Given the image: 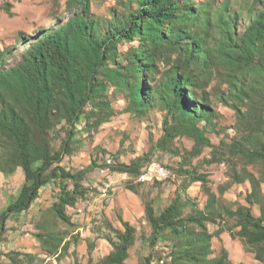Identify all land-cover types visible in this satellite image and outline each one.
<instances>
[{
  "label": "rangeland",
  "instance_id": "1",
  "mask_svg": "<svg viewBox=\"0 0 264 264\" xmlns=\"http://www.w3.org/2000/svg\"><path fill=\"white\" fill-rule=\"evenodd\" d=\"M194 1L198 6L209 3L208 13L216 22L215 29L224 15L238 34L243 33L264 7V0ZM137 6V0H89L91 14L100 23L102 32L113 30ZM80 9L74 0H0V50L18 47L6 56L1 67L8 68L21 60L26 49L20 41L23 33L36 38L43 29L65 23ZM207 41L212 48L215 37L209 36ZM139 43V39L122 42L120 61L125 64L122 55ZM177 53L176 49L172 61L177 60ZM164 69L161 63L160 72L149 78L150 87L156 86ZM186 71L196 77L197 98L192 107L202 102V96H207L214 111L210 119L198 123L211 144H197L193 136L176 128L174 119L156 97L151 98L141 114L128 109V92L107 80V89L98 104H89L87 111L94 113L83 116L77 127L72 154L61 163L74 174L85 172L79 180L85 195L78 196L73 206L65 207L70 221L62 220L54 210L61 193V180L56 179L43 187L40 197L27 212L7 220L6 230L0 234V264H112L110 256L116 248L109 240L120 242L116 230L124 231L122 218L136 228L135 241L125 264H147L148 257L151 264H190L184 255L183 236L167 228L153 244V228L146 216L147 205H152L159 214L177 195L181 196L183 216L198 215L201 209L213 219L206 222L214 234L210 259L221 256L226 248L227 264H264L257 259L258 253L264 257V246L259 250V245L239 236V220L231 215L241 205H250L242 188L244 182L238 179L252 174L264 180V161H253L247 155L264 145V70L256 67L250 75L255 90H250L249 96H243L242 100L229 93L231 82L240 85L238 76H232L214 60L206 67L202 63L194 64ZM7 97L12 99L10 94ZM62 126L57 120L51 132L56 150L66 135ZM168 132L173 138L160 145L159 141ZM12 151L11 142L0 132V164ZM108 159L112 160V168L103 174L101 169ZM155 160L170 171L169 180L165 183L139 181L142 171ZM133 163H137V168L130 172L119 168ZM199 177L205 180V185L198 181ZM24 182L21 167L14 172L0 170V213L16 198ZM65 183L71 190L74 188L72 180ZM206 186L218 197L210 208H207ZM261 188L263 192L264 184ZM252 209L255 215L261 214L259 204H253ZM191 227L198 231L195 225ZM222 233H227L225 239L220 236Z\"/></svg>",
  "mask_w": 264,
  "mask_h": 264
},
{
  "label": "trees",
  "instance_id": "2",
  "mask_svg": "<svg viewBox=\"0 0 264 264\" xmlns=\"http://www.w3.org/2000/svg\"><path fill=\"white\" fill-rule=\"evenodd\" d=\"M74 1L81 9L65 23L43 29L36 38L24 33L20 36L26 49L15 65L1 67L17 45L0 50V132L13 147L0 164V170L14 172L21 167L25 174L19 194L0 213V234L6 230L11 216L27 212L40 197L43 187L56 179L61 180V193L54 210L62 220L70 221L65 207L73 206L78 196L85 195L79 182L85 172L74 174L61 163L72 154L77 127L83 116L94 113L87 111L89 104H98L107 89V80L128 92V109L141 114L151 98L156 97L174 119L176 128L193 136L197 144L210 145V138L198 123L210 119L214 111L207 96H202V102L192 107L197 98L196 77L188 73L187 68L198 63L206 67L211 60L225 66L228 73L239 78L240 85L231 82L229 90L239 100L255 90L250 75L256 67L264 70V7L243 33L238 34L224 15L218 27H213L216 22L208 13V2L198 6L194 0H137L135 11L113 30L102 32L100 23L91 14L89 0ZM6 9L10 12V5ZM209 36L215 37L212 48L208 45ZM136 39H139V46L131 47L122 55L124 64L119 59V45ZM176 49L178 57L172 61ZM161 63L165 65L164 72L152 88L149 78L160 72ZM254 80L258 82L257 78ZM57 120L63 124L66 135L56 150L52 146L51 132ZM172 138L173 134L168 132L159 144ZM247 155L253 161H264V145L261 150L249 151ZM136 164H122L119 168L130 172L137 168ZM247 179L252 186L246 196L250 205H241L231 215L239 220V236L250 244L259 245L261 250L264 246V194L261 192L264 180L252 174L238 180L245 182ZM67 180L74 182L72 190L65 183ZM198 181L205 185L202 177ZM208 194L207 208H210L218 197L209 188ZM253 204L260 205L259 216L253 213ZM146 216L153 228V244L164 229L170 228L185 239L184 255L190 264H227L226 248L221 256L209 258L214 234L208 230L206 222L213 219L206 210L200 209L198 215L183 216L181 196L177 195L159 214L152 205H147ZM121 222L124 231L116 230L120 242L109 240L116 248L110 256L112 264H125L135 241L136 228L123 218ZM257 259L264 263L259 253ZM146 261L151 264V257Z\"/></svg>",
  "mask_w": 264,
  "mask_h": 264
},
{
  "label": "built area",
  "instance_id": "3",
  "mask_svg": "<svg viewBox=\"0 0 264 264\" xmlns=\"http://www.w3.org/2000/svg\"><path fill=\"white\" fill-rule=\"evenodd\" d=\"M112 166L109 162H106V165L101 169L103 174H107V170L111 169ZM142 178H148V182L151 180H160L165 183L169 180V173L164 171V168H157V163H151V171L143 172Z\"/></svg>",
  "mask_w": 264,
  "mask_h": 264
},
{
  "label": "bare ground",
  "instance_id": "4",
  "mask_svg": "<svg viewBox=\"0 0 264 264\" xmlns=\"http://www.w3.org/2000/svg\"><path fill=\"white\" fill-rule=\"evenodd\" d=\"M107 162H109L110 165L112 164V160H111V159H108ZM151 163H157V168H164V171L167 172V173H169V177H171V173H170V171H169V170H168L163 164H161L160 162H158V161H156V160L150 162V163L146 166V168H145V170H144L143 172H150V171H151ZM138 180L141 181V182H148V178H142V173L139 175ZM149 182H151V183H152V182H154V183H163V182H161L160 180H151V181H149Z\"/></svg>",
  "mask_w": 264,
  "mask_h": 264
},
{
  "label": "crops",
  "instance_id": "5",
  "mask_svg": "<svg viewBox=\"0 0 264 264\" xmlns=\"http://www.w3.org/2000/svg\"><path fill=\"white\" fill-rule=\"evenodd\" d=\"M239 185H241V183H240ZM242 185H243L242 188L245 189V196H247V194L250 193L251 190H252V187H251L250 181H249V180H246ZM263 193H264V190H263ZM245 205H246V204H245ZM259 215H260V214H259ZM259 215H255V216H259ZM226 235H227V233H222L220 236H221L222 238L225 239V236H226Z\"/></svg>",
  "mask_w": 264,
  "mask_h": 264
}]
</instances>
